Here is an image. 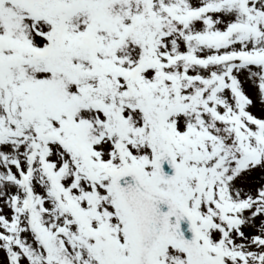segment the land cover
Returning <instances> with one entry per match:
<instances>
[{
	"label": "snow or ice",
	"instance_id": "1",
	"mask_svg": "<svg viewBox=\"0 0 264 264\" xmlns=\"http://www.w3.org/2000/svg\"><path fill=\"white\" fill-rule=\"evenodd\" d=\"M0 264H264V0H0Z\"/></svg>",
	"mask_w": 264,
	"mask_h": 264
}]
</instances>
